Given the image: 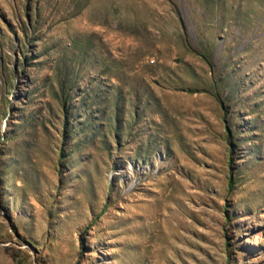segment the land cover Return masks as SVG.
Segmentation results:
<instances>
[{"label": "rangeland", "instance_id": "rangeland-1", "mask_svg": "<svg viewBox=\"0 0 264 264\" xmlns=\"http://www.w3.org/2000/svg\"><path fill=\"white\" fill-rule=\"evenodd\" d=\"M0 264H264V0H0Z\"/></svg>", "mask_w": 264, "mask_h": 264}, {"label": "trees", "instance_id": "trees-1", "mask_svg": "<svg viewBox=\"0 0 264 264\" xmlns=\"http://www.w3.org/2000/svg\"><path fill=\"white\" fill-rule=\"evenodd\" d=\"M217 101L219 103V106L221 108L222 113L224 114L225 113V108H224L222 102L218 99V97H217ZM224 130H225L226 138L228 139L229 138V130H228V127L226 125L224 126ZM229 186H231L230 174H229L228 180H227V187H229Z\"/></svg>", "mask_w": 264, "mask_h": 264}]
</instances>
